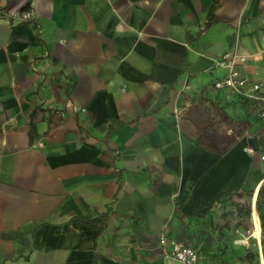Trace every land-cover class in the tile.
I'll use <instances>...</instances> for the list:
<instances>
[{
  "label": "crops",
  "instance_id": "obj_1",
  "mask_svg": "<svg viewBox=\"0 0 264 264\" xmlns=\"http://www.w3.org/2000/svg\"><path fill=\"white\" fill-rule=\"evenodd\" d=\"M235 43L264 82V0H0V264H251L215 230L264 179V101L212 89Z\"/></svg>",
  "mask_w": 264,
  "mask_h": 264
},
{
  "label": "rangeland",
  "instance_id": "obj_2",
  "mask_svg": "<svg viewBox=\"0 0 264 264\" xmlns=\"http://www.w3.org/2000/svg\"><path fill=\"white\" fill-rule=\"evenodd\" d=\"M258 109L259 107L257 105H251V126L258 125L264 128V118L258 115ZM229 121L230 119L224 118L226 127L229 126ZM239 121V124H243V120ZM209 136L214 135L209 134ZM221 136L225 140L228 139L225 130H223ZM260 137V154L262 161H264V134H261ZM262 186H264V179L259 181L252 195L245 193L234 198L223 200L218 207L221 226L215 225L216 231H232L237 242L241 244L245 243L247 246L246 249L251 250V255L253 256V262L251 264H264V233H262L259 215L256 209L257 196L254 194L255 191L261 190ZM235 247L240 248L238 245ZM258 248L260 249L261 263ZM220 251L222 250H218V252Z\"/></svg>",
  "mask_w": 264,
  "mask_h": 264
},
{
  "label": "built area",
  "instance_id": "obj_3",
  "mask_svg": "<svg viewBox=\"0 0 264 264\" xmlns=\"http://www.w3.org/2000/svg\"><path fill=\"white\" fill-rule=\"evenodd\" d=\"M31 17L29 11L21 14V21H27ZM246 57L239 52V45L235 43L231 50L224 53L214 64V68L222 71L223 76L217 80L212 89L215 91H224L229 96L237 98L242 102L247 101H264L260 93L264 91V82H255L249 79L242 71ZM85 112L84 109H80ZM260 117L264 118V110L261 111ZM249 153L254 154L252 149ZM159 245L169 247V255L175 261L181 264H197L198 254L195 249L182 241L167 240L165 236L159 237Z\"/></svg>",
  "mask_w": 264,
  "mask_h": 264
},
{
  "label": "trees",
  "instance_id": "obj_4",
  "mask_svg": "<svg viewBox=\"0 0 264 264\" xmlns=\"http://www.w3.org/2000/svg\"><path fill=\"white\" fill-rule=\"evenodd\" d=\"M25 11L26 8L24 9ZM254 194L257 196L256 209L259 215L261 230L264 233V186H262L261 190L255 191Z\"/></svg>",
  "mask_w": 264,
  "mask_h": 264
}]
</instances>
